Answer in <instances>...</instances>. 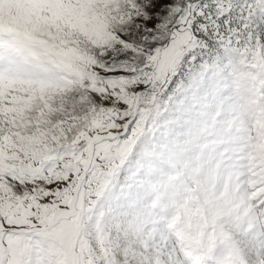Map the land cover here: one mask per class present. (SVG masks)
<instances>
[{
	"label": "snow or ice",
	"instance_id": "obj_1",
	"mask_svg": "<svg viewBox=\"0 0 264 264\" xmlns=\"http://www.w3.org/2000/svg\"><path fill=\"white\" fill-rule=\"evenodd\" d=\"M0 264H264V0H0Z\"/></svg>",
	"mask_w": 264,
	"mask_h": 264
}]
</instances>
